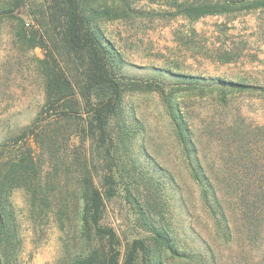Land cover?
Masks as SVG:
<instances>
[{
  "label": "rangeland",
  "instance_id": "obj_1",
  "mask_svg": "<svg viewBox=\"0 0 264 264\" xmlns=\"http://www.w3.org/2000/svg\"><path fill=\"white\" fill-rule=\"evenodd\" d=\"M186 1L211 0H128L126 13L101 22L105 36L121 53L122 71L128 77L119 120H125L128 131L123 135L125 143H119L121 156L124 162L136 160L143 175L159 183L157 193L164 201L168 228L178 249L187 253L163 251V264H264V207L243 209L235 200L233 187L228 186L230 176L245 172L239 168L248 161L246 130L258 131L264 126V92H233L224 104L216 91L178 90L184 88L177 83L181 80L169 73L264 88V8L197 20L172 16L176 4ZM44 7V0H23L14 12L25 22L23 40L16 36L17 19L0 16V160L4 164L31 151L39 169L34 184L45 190L50 201L47 207L33 206L31 190L12 188L9 200L19 238L12 264H70L81 253L75 213L79 176L87 159L96 161L91 158L94 145L77 131L76 122L81 120L77 116L44 120L40 132L50 136L44 149L35 135L16 142L44 102L38 66L45 49L31 47L28 41L32 32L40 34L46 27ZM154 79H162L165 85L151 89L143 85ZM169 94L182 100L198 154L223 196L230 239L220 233L202 204L166 108ZM114 122L111 120L112 135L121 136ZM261 131L257 150L250 154L263 167ZM100 173L101 169L93 171L97 185ZM123 186L119 178L116 195L105 200L102 223L113 227L125 246L150 233L140 225L135 207L136 199L142 202L144 196L133 189L126 196Z\"/></svg>",
  "mask_w": 264,
  "mask_h": 264
},
{
  "label": "trees",
  "instance_id": "obj_2",
  "mask_svg": "<svg viewBox=\"0 0 264 264\" xmlns=\"http://www.w3.org/2000/svg\"><path fill=\"white\" fill-rule=\"evenodd\" d=\"M44 3L46 27L42 33L35 30L28 37L31 47L45 49V56L39 60L38 66L43 78L44 102L32 124L16 137V142H23L28 136L35 135L37 143L43 148L50 140V136H42L40 132L44 120H71L77 116L81 119L76 122L77 131L94 145L95 155L91 154V158L96 157V161L87 159L84 163L79 176L81 189L76 197V226L82 250L70 264H163V251L186 253L178 249L171 228H168L170 225L162 211L164 201L157 193L159 183L143 175L136 160L127 159L124 162L121 156L119 143H125L123 135H127L128 131L124 126L125 120L121 123L119 120L124 87L128 83L124 80L128 77L122 71L124 61L121 53L105 36L101 22L126 13L128 0H110V3L107 0H44ZM22 5L23 0H0V16L17 19L20 23L16 29V36L20 40L26 38L25 22L14 12ZM263 8L264 0L186 1L177 3L171 15L181 14L197 20L206 15L237 14ZM169 73L181 80L177 83L184 88L179 86L178 90L216 91L224 104L227 95L233 92H264L261 86L243 82ZM152 81L143 85L149 89L165 85L162 79ZM181 101L169 94L166 108L192 178L199 187L202 204L220 233L230 239L228 218L223 206L225 201L218 192L215 179L208 174L206 165L201 161ZM114 119L113 125L120 129L121 136L112 135L111 120ZM259 130H262L264 137V126ZM258 131L246 130L248 142L244 145L250 149H247L248 161L239 168L245 172L236 176L233 174L228 179V186L233 187L238 205L250 211L264 207V175H261L264 166L260 167L256 155L250 154L257 150ZM98 169H101L100 185L95 183L93 175V171ZM38 173L31 151L22 152L4 164L0 160V264H12L19 244L9 200L12 188L23 186L31 190L29 196L33 206L47 207L50 202L45 190L34 184ZM119 178L126 196L132 195V189L138 196H144L142 202L136 199L135 207L140 225L150 233L149 237L134 238L125 246H122L115 229L102 223L105 200L116 195Z\"/></svg>",
  "mask_w": 264,
  "mask_h": 264
}]
</instances>
